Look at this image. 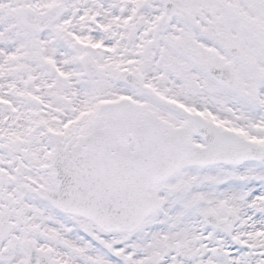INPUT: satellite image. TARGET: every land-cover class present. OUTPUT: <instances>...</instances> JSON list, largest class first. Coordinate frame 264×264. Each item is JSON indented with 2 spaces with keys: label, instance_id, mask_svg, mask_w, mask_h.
<instances>
[{
  "label": "snow or ice",
  "instance_id": "snow-or-ice-1",
  "mask_svg": "<svg viewBox=\"0 0 264 264\" xmlns=\"http://www.w3.org/2000/svg\"><path fill=\"white\" fill-rule=\"evenodd\" d=\"M0 264H264V0H0Z\"/></svg>",
  "mask_w": 264,
  "mask_h": 264
}]
</instances>
